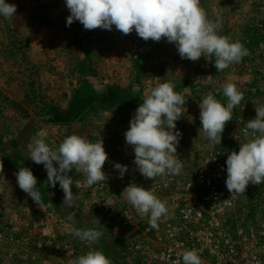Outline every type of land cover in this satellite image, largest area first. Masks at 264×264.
I'll return each mask as SVG.
<instances>
[{
  "label": "rangeland",
  "instance_id": "374dc122",
  "mask_svg": "<svg viewBox=\"0 0 264 264\" xmlns=\"http://www.w3.org/2000/svg\"><path fill=\"white\" fill-rule=\"evenodd\" d=\"M6 2L15 4L17 11L11 20L0 17V166L4 177L0 179V264L38 263L34 233L49 225L70 234L73 227L102 231L99 242L91 246L112 257L117 226L108 218H89L88 202L76 183L78 206L71 209L63 199L62 203L77 223L63 218L54 221L50 214L60 215L58 211L45 202V208L38 207L16 183L19 168L32 169V164L20 163L3 150L19 146L28 152L35 139L47 143L48 137H56L59 146L73 134L93 142L101 136L105 143L119 130L127 131L142 97L168 81L186 101L184 115L176 122L182 133L178 146L191 152L209 145L199 130L201 99L212 93L226 104L224 83L237 85L244 99L233 109L232 121L222 133L221 142L229 144L234 142V116L251 113L254 102L264 94V76L217 72L214 61L181 59L166 39L144 41L135 31L124 35L115 26L111 31L85 30L78 21L66 26L70 13L65 0ZM255 4L256 0H201L208 18L221 21L219 34L231 40L243 32ZM56 244L59 264L80 256L75 250L69 258L65 256L64 239Z\"/></svg>",
  "mask_w": 264,
  "mask_h": 264
},
{
  "label": "clouds",
  "instance_id": "9594fccd",
  "mask_svg": "<svg viewBox=\"0 0 264 264\" xmlns=\"http://www.w3.org/2000/svg\"><path fill=\"white\" fill-rule=\"evenodd\" d=\"M65 5L70 13L66 26L78 21L85 30L99 28L111 31L115 26L124 35L135 31L144 41L166 39L175 45L181 59L196 62L204 57L214 61L217 72H223L250 55L240 40L233 41L219 34L221 21L208 18L201 0H65ZM16 11L15 4L0 0V17L11 20ZM175 87L171 81L163 82L144 95L143 103L135 110L130 127L124 133L126 145L134 151L137 170L149 180L158 176L180 175L183 170V160L177 155L182 133L177 129L176 122L184 115L186 101L181 93L175 91ZM222 92L227 98L226 104L212 93L199 102V130H202L210 147L221 144L225 125L232 121L233 109L244 99V93L232 82H225ZM254 105L256 116L248 120L243 129L244 135L248 137L251 133V137L240 144L238 152L231 151L227 156L225 185L231 196L245 194L249 184L264 183V103ZM26 154L32 162L44 166L47 172L45 186L55 188L59 183L64 192L63 202L69 208L78 206L79 200L72 191L70 172L83 173L84 186L89 189L108 179L103 171L108 154L101 136L93 142L73 134L65 137L58 148H52L44 139L37 138ZM54 162L58 167L54 166ZM114 168L119 178H123L128 171V167L120 163H115ZM2 173L3 165L0 166V179H4ZM15 176L18 187L41 208L43 199L32 170L20 167ZM121 195L141 217H148L151 228H157L158 221L169 213L167 201H162L151 190L136 183L126 186ZM73 218L71 214L67 217L69 221ZM71 233L89 245L98 243L104 235L95 228L73 227ZM179 255L183 264H202L196 249H186ZM70 264H112V261L102 251L89 250Z\"/></svg>",
  "mask_w": 264,
  "mask_h": 264
},
{
  "label": "built area",
  "instance_id": "2783aa9c",
  "mask_svg": "<svg viewBox=\"0 0 264 264\" xmlns=\"http://www.w3.org/2000/svg\"><path fill=\"white\" fill-rule=\"evenodd\" d=\"M235 40H240L250 55L225 69L227 73L264 76V0H256L245 29ZM262 103L264 94L254 102ZM254 104L251 113L234 116V142L206 145L194 152L178 146L177 155L183 160L180 175L153 180L143 177L134 164L133 149L125 143L124 130L104 143L108 161L103 171L108 179L89 189L84 186V174L79 173L75 183L88 202L89 218H108L117 226L109 258L113 263L183 264L179 253L196 249L202 264H264V183L249 184L245 194L233 196L225 185L227 156L238 152L240 144L251 137V133L246 137L243 129L256 116ZM47 143L52 148L58 146L56 137H48ZM115 163L128 167L123 178H119ZM130 183L167 201L169 213L158 221L157 228H151L148 217H141L121 195Z\"/></svg>",
  "mask_w": 264,
  "mask_h": 264
},
{
  "label": "crops",
  "instance_id": "0c3cea01",
  "mask_svg": "<svg viewBox=\"0 0 264 264\" xmlns=\"http://www.w3.org/2000/svg\"><path fill=\"white\" fill-rule=\"evenodd\" d=\"M6 151L3 150V154L5 153L8 156L16 157L20 163L26 162L27 164L28 163L32 164L31 170L33 174L37 177V180H38L37 187H39L43 202H45L46 207H48L49 209L53 207L55 211H58V214H60V215H57V213H53L52 211V214H54V215L50 214L51 217H53L52 219H54V221H58V220L61 221V219L63 218L65 222H69L70 224L77 223L73 220L69 221L67 219V217L69 216L68 215L69 213L65 211V205L62 203V199L64 200V192L60 188L59 183H57L55 188H52L50 185L45 186L47 182V172L44 166L41 164V165H38L37 167L36 164L31 161L30 158H27V154H26L27 152L23 150L22 148H19V146L15 147L13 150H8L7 152ZM54 166L58 167V165L55 162H54ZM69 175H71L72 177V191L74 194H76L77 188L75 187V182H76L75 179H77L76 176L78 175V173L75 170H73V172H70ZM63 206H64V209H63ZM43 208L45 207H42V209ZM71 209H73V207ZM43 220H45V218L39 219V222ZM88 220L91 221V219L89 218ZM47 222H50L49 219L47 220ZM41 223L43 224V222ZM54 228L55 227L53 225H49L48 228L46 229L42 228L40 231H37V233H34L35 234L34 240H36L35 250H36V255L38 257L37 259L38 263L36 264H59L57 256H56L57 247H58V245L56 244V241L60 239H64L66 241V244L63 246V248L61 247V249H64L66 251L65 256L68 258H69L68 254L72 253L74 250H75L74 252L76 253L79 252L80 255L86 254L89 250H95L93 249L91 245L86 244L85 242L79 243L76 237L73 236V234H70L69 230H65V232H58L57 230L55 231ZM108 258H111V257H108ZM71 259L69 260L70 262H71ZM110 260L112 261V259ZM69 261L66 262V264H70ZM112 264H118V263L112 262Z\"/></svg>",
  "mask_w": 264,
  "mask_h": 264
}]
</instances>
